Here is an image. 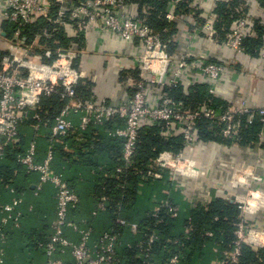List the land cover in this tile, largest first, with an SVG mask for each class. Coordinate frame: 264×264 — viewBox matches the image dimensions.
<instances>
[{
  "label": "built area",
  "instance_id": "built-area-1",
  "mask_svg": "<svg viewBox=\"0 0 264 264\" xmlns=\"http://www.w3.org/2000/svg\"><path fill=\"white\" fill-rule=\"evenodd\" d=\"M219 4H226L238 15L231 22L224 38L216 27ZM250 5L252 0H170L166 19L176 28L171 42L184 43L181 37L183 31L196 39L203 36L211 41H219L230 51L252 60L256 58L264 67V45L259 48L257 55L249 54L245 46L248 40L259 37V30L263 27L255 24ZM0 18L16 27L14 37L24 45L26 41L23 34L28 27L40 21L53 27L51 30L46 28L40 31L32 45L26 47L19 44L20 50H10L0 62V156L3 157L9 147L18 143L22 124L33 120L36 122L35 129L41 127L45 120L39 112L44 98L59 94L68 100L50 127L51 137L45 160L37 161L35 142L26 153L18 157L19 163L29 174L41 175L36 190H41L45 184H52L56 188L57 217L52 223L51 236L40 245L46 251L49 264H61L56 259L57 255L68 251H71L74 264H118L119 261L118 235L106 232L97 241H93L91 229L80 228L70 219L72 211L80 205V198L54 168L55 144L65 143L64 139L76 132L77 126L73 121V115L76 114L80 116L79 128L82 130L91 125H107L116 120L124 122V126L117 128L114 135L123 140L122 159L126 167L134 164L139 139L146 127L162 125L161 134L166 139L183 137L184 149L177 154L162 152L150 165L145 174L146 180L169 182L172 190L184 194L195 207L204 201V196H200L204 187L223 186L227 192L226 197L233 198L238 205L240 220L234 232L235 239L222 251L220 264H238L244 245L254 250L264 249V225L250 219L264 210V105L251 106L242 90H239L240 96L236 101H227L217 107L204 103L194 109L184 108L183 104L170 98L165 90L155 100L150 94V90L156 86L168 89L185 86L187 93L191 86L202 85L207 87L211 96L222 99L221 94L227 89L234 61H214L192 54L187 47L177 48L173 54L168 55V47L161 36L140 15L138 6L129 0H0ZM92 26L98 28V36L106 41L138 45L134 55L139 75L134 79L128 77L129 74L126 76L127 87L132 92L119 101L95 95L86 101L78 99L77 88L85 73L76 67V60L85 50L78 49L76 42L71 41L69 46L58 47L55 52L47 51L44 55H33L29 50L40 46L43 38H52L66 27H71L79 37L84 36L88 41ZM53 54V60L48 61ZM162 60L166 61L165 65L160 63ZM189 75L194 77V81L187 84L184 80ZM251 76L255 77L253 74ZM244 116L248 124L256 119L263 124L254 145L241 146L238 142ZM202 119L221 127V142L203 141L198 128ZM199 146L247 151L241 155L249 151L250 157L256 159L254 162L224 159L217 167V176L214 170L215 158H212L213 166L192 158V153ZM256 149L260 151L259 156L254 153ZM123 169L120 167L117 172L122 173ZM164 171L168 172L167 177ZM20 202V198H15L12 204L0 205V212H13ZM105 206V199H102L101 209ZM163 208H168L173 217L180 213L179 206L170 201H162L155 208L154 216H158ZM117 222L127 224L123 220ZM130 226L134 234L139 233L138 224ZM68 227L79 231L81 238L78 243L66 236L65 230ZM192 231L191 226L186 229V239L190 238ZM0 237L3 240L7 238L1 228ZM146 238L137 245L140 249L138 256L142 258H148L149 255L145 253L159 239L155 232ZM169 242L181 244L179 239H170ZM0 264H3L2 259ZM165 264L188 263L183 261L180 254H173Z\"/></svg>",
  "mask_w": 264,
  "mask_h": 264
},
{
  "label": "crops",
  "instance_id": "crops-1",
  "mask_svg": "<svg viewBox=\"0 0 264 264\" xmlns=\"http://www.w3.org/2000/svg\"><path fill=\"white\" fill-rule=\"evenodd\" d=\"M250 8L252 9L255 24L258 26L261 24L264 27L263 1L252 0ZM4 25L5 22L0 18V52L6 54L10 50H20L19 44L26 47L33 44L36 36L32 40H27L24 37L23 39L26 41L24 45L20 39L14 36L8 37L4 30ZM263 27L262 29H264ZM183 32L181 37L184 43L179 44L175 41L174 49H165L168 55L173 54L177 48L185 49L187 47L192 54L201 55L214 61L221 63L234 61L233 67L230 68L227 89L222 92V99L219 100L224 103L236 101L240 96L239 90H242L251 106L258 107L264 105V67L261 66L256 58L252 60L243 54L230 51L222 46L219 41H211L203 36L196 39L189 37ZM60 33L66 39V45H62L58 36L55 37L54 34L52 38H43L40 46L38 45L37 48L29 49L32 52L31 54L44 55L47 51L55 52L58 47L69 46L71 41L76 42L79 45L78 49L85 50L84 54L76 60V67L85 73V77L79 83V89L80 87H85L84 89L87 92L89 91L95 96L113 101H119L132 92V89L127 87V81L125 80L128 77L137 78L139 75L134 55L138 47L137 44L127 45L106 41L98 36V28L96 26L91 27L88 41L84 36L79 37L77 32L71 27H66L56 34ZM51 39H54L53 45L46 42L47 40L51 41ZM262 44L264 45L263 39ZM54 57L53 54L52 57L48 58V61H52ZM160 63L165 65L166 61L162 60ZM128 74L129 76L126 78ZM252 74L255 77L252 78ZM193 81L194 77L192 75L186 76L184 80L187 84ZM182 87L186 88L185 86ZM166 89L163 86H156L150 90V94L155 100ZM73 121L77 126L76 132L71 133L67 137L73 144L57 143V146L63 147V151L67 153H74L75 149L85 142L83 134L85 132L89 133L93 128L91 125L86 130L80 129V116L78 114L73 115ZM122 126H124V122L118 121L116 125L111 126L110 132L103 125L98 127L102 128L108 136L120 141L122 139L114 135V132ZM42 128L35 129L34 123L29 125L22 124L20 138L15 145L18 148L24 146L25 152L22 153L24 154L31 144L35 142L37 145L38 162L45 160L51 137V130H48L46 133ZM243 152H240V149L226 150L224 148H209V146L203 148L199 146L192 153V158L199 162L205 161L210 166H213L215 161L214 170L217 176H219L217 167L224 159L235 158L239 162L255 161L256 158L250 157L251 152L248 151V153L241 155ZM254 153L256 156L260 155L258 149ZM22 154H18L16 158L17 164L10 166L13 177L11 183L1 184L0 187V205L12 204L15 198L21 199L20 204L13 212H0V228L7 235L5 240L0 237V259L3 260V264H49L46 251L39 244L46 242L52 234V223L57 217L56 188L52 184H45L41 190H36L35 187L40 183L41 175L39 173L29 174L26 172V168L18 161V157ZM59 156V153L55 154L54 168L64 177H66V173L71 181L73 180L76 192L80 198V205L70 215V219L74 223L80 226V228L91 229L92 240L97 241L105 232H114L115 223L118 220L127 221L122 214L117 221H112L107 215V206L101 209L100 205L102 202L101 200H97L95 191V175L92 173V170H89V167L77 166L76 168H70L63 163ZM212 158H215L214 161ZM164 174L167 177L168 172L164 171ZM226 193L223 186L221 188L204 187L200 192V196H204V201L199 206L207 207L216 199H223L236 205L238 208L233 198L226 197ZM162 201L173 202L179 206L180 212L183 213L189 209L196 208L188 202L184 194L171 190L166 181L155 180L142 183L139 185L138 191V210L134 214L133 219L131 218L132 222H128L129 226L127 228L129 230L124 236L125 240L128 241V239L132 238V235L136 236L140 234H134L130 225L137 224L146 214L154 212L155 208ZM95 212L96 214H94ZM250 219L263 226L264 210L251 216ZM65 233L72 242L78 243L80 241L79 231L68 227ZM209 233L212 235H209ZM206 236L213 238L214 233L206 232ZM228 246L223 248L221 243L218 242L207 245L209 256L207 260L199 261V264H220L222 251L226 250ZM56 259L61 261V264H74L71 251L58 254Z\"/></svg>",
  "mask_w": 264,
  "mask_h": 264
},
{
  "label": "trees",
  "instance_id": "trees-1",
  "mask_svg": "<svg viewBox=\"0 0 264 264\" xmlns=\"http://www.w3.org/2000/svg\"><path fill=\"white\" fill-rule=\"evenodd\" d=\"M138 6L141 16H143L151 28L161 36L162 41L168 49H174L173 36L176 33L175 25L169 23L166 19V9L170 0H129ZM264 3V0H261ZM145 11V13H144ZM217 15L219 17L216 27L219 29L221 37L224 38L229 30L231 22L238 16L232 8L226 4H219ZM4 30L8 37H13L16 27L5 23ZM53 29V27L44 21L32 25L26 29L23 34L27 40H32L43 29ZM259 37L250 39L245 46L249 54L257 55L259 48L262 47L263 29L259 30ZM60 39L62 45H66V39L62 33L55 34ZM53 40L46 42L53 45ZM52 47V46H51ZM5 53L0 52V62ZM85 88V87H84ZM83 87L77 88L79 100L86 101L93 97L91 92H87ZM166 94L176 102L183 104L186 109H194L197 106L207 103L212 107L224 104L217 98L208 93V89L202 85H195L188 89L187 93L183 87L167 88ZM68 100L61 98L59 94L46 97L41 102L40 115L45 121L43 131L48 132L54 124L55 118L61 110L67 105ZM118 121L111 122L105 126L108 132L111 126ZM242 127L239 133V144L241 146L254 145L258 141V135L262 131L263 124L256 119L252 124L246 123V116L242 118ZM122 122V121H121ZM36 123L33 120L25 122L23 125ZM101 125H92L89 133L83 134L85 142L80 144L74 153L63 151V147L55 144V154L63 163L70 168L77 166L89 167L95 175V191L97 200L105 199L108 208L107 215L112 221H117L121 214L127 219L126 225L115 223V231L112 232L120 238L117 247L118 264H165L167 259L173 254H180L183 261L188 264H199V261L207 260L209 251L207 245L218 242L223 248L230 246L235 239L234 232L239 223L240 211L236 205L223 199H216L209 206H198L189 209L187 212H180L177 217H173L168 208H163L158 216L154 212L146 214L137 224L140 234L125 240L128 233V222H132L134 214L138 210V191L139 185L155 180H146L145 174L154 160L164 151L179 153L184 149L183 137H174L166 139L162 136V125L146 127L139 139L136 158L134 164L126 167L122 159L123 140L117 141L105 134ZM199 135L205 142L220 141L221 127L213 124L209 120L202 119L198 125ZM65 143H71L67 138ZM57 146V148H56ZM25 152V147L11 146L6 150L3 157L0 156V187L1 184L11 183L13 179L10 166L17 164L18 154ZM123 167V172L118 173V168ZM27 172V171H26ZM61 174V173H60ZM64 177L71 187L76 191V186L69 176L65 173ZM15 179V178H14ZM161 181V180H160ZM164 182V180H162ZM169 187L172 186L169 182ZM77 193V192H76ZM129 218V219H128ZM134 223V222H133ZM191 226L193 228L189 239H186L185 231ZM155 232L159 239L148 250V258L138 256L140 249L137 245L141 244L147 238L146 236ZM206 232H213L214 237L209 238ZM106 233V232H105ZM170 239H179L181 244L175 245L168 243ZM47 242V241H46ZM45 243V242H43ZM43 243H40L39 246ZM228 246V247H229ZM238 264H264V249L254 250L249 245L242 247V255Z\"/></svg>",
  "mask_w": 264,
  "mask_h": 264
}]
</instances>
